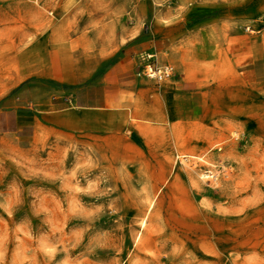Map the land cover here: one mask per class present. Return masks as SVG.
I'll use <instances>...</instances> for the list:
<instances>
[{
	"label": "rangeland",
	"instance_id": "obj_1",
	"mask_svg": "<svg viewBox=\"0 0 264 264\" xmlns=\"http://www.w3.org/2000/svg\"><path fill=\"white\" fill-rule=\"evenodd\" d=\"M234 33L264 66V0H0V106L39 108L144 37L216 66L185 123L136 105L0 133V264H264V76H238Z\"/></svg>",
	"mask_w": 264,
	"mask_h": 264
},
{
	"label": "crops",
	"instance_id": "obj_2",
	"mask_svg": "<svg viewBox=\"0 0 264 264\" xmlns=\"http://www.w3.org/2000/svg\"><path fill=\"white\" fill-rule=\"evenodd\" d=\"M225 42V55L242 80L253 82L264 76V66L259 65L262 60L256 57L254 37L228 34ZM143 52H151L157 62L171 63L172 75L154 83L137 75L138 56ZM117 53L110 65L92 80L72 84L62 77L56 78V94L52 100L40 103L39 108L1 105L0 133L30 131L39 117L70 127L76 126L73 120L68 124L63 117L79 112L103 117L118 113L125 117L136 105L142 106L141 111L149 110L152 115L162 114L170 122L182 123L190 121L192 113L204 110L211 73L216 72V66L208 62L210 54L198 42L186 48L164 37H144L122 44Z\"/></svg>",
	"mask_w": 264,
	"mask_h": 264
},
{
	"label": "built area",
	"instance_id": "obj_3",
	"mask_svg": "<svg viewBox=\"0 0 264 264\" xmlns=\"http://www.w3.org/2000/svg\"><path fill=\"white\" fill-rule=\"evenodd\" d=\"M140 63L139 68L136 69V74L152 79L154 81H161L168 78L173 73V66L169 62H157L153 58L151 52H145L138 56ZM205 176L215 178V172H211L210 169L203 170Z\"/></svg>",
	"mask_w": 264,
	"mask_h": 264
},
{
	"label": "bare ground",
	"instance_id": "obj_4",
	"mask_svg": "<svg viewBox=\"0 0 264 264\" xmlns=\"http://www.w3.org/2000/svg\"><path fill=\"white\" fill-rule=\"evenodd\" d=\"M182 157H186V156H190L188 154H181ZM142 223H144V221H142Z\"/></svg>",
	"mask_w": 264,
	"mask_h": 264
}]
</instances>
